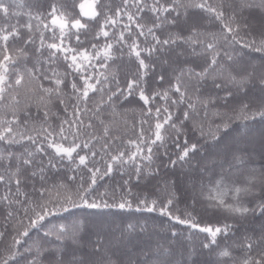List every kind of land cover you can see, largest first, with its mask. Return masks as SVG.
<instances>
[{
	"label": "snow or ice",
	"instance_id": "snow-or-ice-1",
	"mask_svg": "<svg viewBox=\"0 0 264 264\" xmlns=\"http://www.w3.org/2000/svg\"><path fill=\"white\" fill-rule=\"evenodd\" d=\"M235 4L121 0L113 10L105 0H83L79 18L63 5L50 8L48 23L29 13L26 37L19 25L0 24V104L10 101V115L0 117V142L22 148L0 154V205L7 209L0 264H264V0ZM10 9L0 0V19L16 15ZM201 19L217 30L198 28ZM93 25L92 40L104 37L103 45L81 40ZM165 25L175 31L162 38ZM10 41L22 43L13 52ZM114 44L137 62V73L123 86L109 71ZM29 46L35 51L31 67ZM244 49L261 53L259 64L245 59ZM153 57L164 58L168 86L149 95L144 78ZM60 59L71 72L52 67ZM26 83L38 98L21 106ZM134 95L142 106L129 126L132 136L116 134L105 116ZM56 103L64 116L53 109ZM180 105L182 118L175 116ZM33 107L43 119L29 128ZM189 124L199 136L195 142ZM64 161L72 174L50 184L49 173L58 174ZM124 169L129 178L122 184L100 183ZM153 180L152 192L133 190ZM83 209L157 216L117 226L74 211ZM158 217L166 218L161 226L169 223L163 233L154 224Z\"/></svg>",
	"mask_w": 264,
	"mask_h": 264
},
{
	"label": "trees",
	"instance_id": "trees-1",
	"mask_svg": "<svg viewBox=\"0 0 264 264\" xmlns=\"http://www.w3.org/2000/svg\"><path fill=\"white\" fill-rule=\"evenodd\" d=\"M83 2V0H5L6 4L11 5V11L13 13H16V15L12 16L10 20H2L0 19V24L4 23H10L12 25H19L21 26V34L26 37L27 36V31L23 28V25L28 23L29 20V13L32 15H41L45 23L49 22V19L47 17V13L49 12L50 8L53 5H56L57 7H60L61 5L64 6L62 10H66L67 12L71 13L72 16L79 18V4ZM106 3L110 5V7L115 10L117 6L120 5L121 0H105ZM149 4H151L152 0H147ZM233 6L236 7L237 5L235 4V0H233ZM134 11V9H131ZM151 17V13L147 12L145 16V20L149 19ZM87 19V18H82ZM124 22L126 23V17L124 18ZM143 22V21H142ZM33 24L37 23V21L33 20ZM118 26L117 28L113 29V32H118L119 30ZM197 27L200 28L201 30H205L208 32H214L217 30L218 26L215 25L210 19H201L199 20ZM98 30V25H93L92 26V31L88 33L87 36L81 35V40L85 41L86 44L89 42L97 43L99 45H103L105 42V38L101 37L99 41H93L92 40V35L95 33V31ZM107 30V29H106ZM170 31H175V29L170 28L169 26L165 25L162 31L158 32V35L163 36L167 35L168 32ZM260 32L261 28L259 24H257L254 29H253V36L256 38L257 42L260 40ZM44 35L46 40H49V42H52L50 38L52 37L53 33L50 31H44ZM58 35V32H57ZM111 35V33H110ZM143 40V38H141ZM22 41H16L15 44L13 45L12 42H9L10 49L14 52L16 47H19L21 45ZM39 43L38 41V34H37V44ZM71 43L73 46H75L76 42L75 39L72 38ZM28 52L30 54V58L27 61L28 67H31L33 64V59L32 57L35 56V51L34 48L29 46ZM113 53H114V58L113 60H110L108 62L109 64V71L115 74L116 76L119 77L120 84L123 86L126 84V81L128 79H131L135 76L137 73V62L135 61V57H129L127 53V49H123V51L120 50V46L117 44H114L113 47ZM247 53L245 56V59L252 61L254 64H259V58L261 56V53L254 52L251 49H244L243 52H241V55H244ZM47 53L45 52V56ZM163 57L160 59H156L155 57L152 58L151 61L146 60V63H152L154 66L150 68L148 71V74L144 78V87H145V92L146 94H151L153 91H157L163 88H167L168 86V71H167V65L163 64ZM99 63V62H97ZM53 68H55L58 72L61 74L65 72H71V69H68L67 64L62 60H57L55 64L52 65ZM101 71H104L101 69ZM160 75L165 76V81L160 82L158 80V77ZM75 78V74H73V77ZM45 86H50L47 81L44 82ZM30 87H33L32 83H26L24 88L20 90V102L21 106H23L24 103L30 102L28 100V97L32 98L31 102H34L37 100V96L33 95V92L28 91ZM114 87V85H113ZM91 95V94H90ZM222 96L223 93H220ZM96 99L95 96H93V101ZM9 103L10 101H5V103L0 104V117L4 116H9L10 115V109H9ZM157 105L163 104V101L157 100ZM69 106H71V102H69ZM91 103L89 104V107H91ZM141 106L142 102L139 101L138 96L134 95L129 98V101L124 103L121 107L118 108L117 114L109 117L105 116V119H111L112 121V127L113 130L116 134H122L125 131H127L128 136H132V132L129 128V126L137 121L140 115L141 111ZM53 109L57 111L61 116H64L63 108L59 103L54 104ZM183 105L177 106L175 110V116L176 117H181L182 118V112H183ZM33 116L32 120L29 121L28 127L31 128L33 127V122H35L36 125L39 124V122L43 119V114H37L35 107L32 108ZM85 121L87 122L88 117H84ZM127 121V123H125ZM52 123L58 124L59 121L53 117L52 118ZM97 127H99L97 125ZM259 127V126H257ZM188 136L190 137V140L192 142H195L196 140L199 139L198 134H194L191 132V125L189 124L188 126ZM8 149L9 151H15L19 152L22 150L21 145L15 144V145H7L4 142H0V154H3L5 152V149ZM169 151H175L174 148L169 147ZM203 152L201 153V155ZM71 166L68 164L67 161H64L63 164L60 165L59 167V173L57 174L55 171L49 173V183H54L59 179H67L68 175H71L72 173L69 171V168ZM2 171V170H0ZM128 169H124L122 171H114L111 177H107L104 181H101L100 183L102 185L107 184L109 186L115 187L123 183L124 180L128 179ZM164 172L162 170L161 175H163ZM177 175H179V170L177 169ZM133 185H135V180H132ZM156 181L153 180L147 188L144 187L145 182L141 181V184L139 187H134V191L142 192V191H149L152 192L154 190V186L156 185ZM5 191L4 187L0 185V194H3ZM183 206V205H181ZM7 209L5 206L0 205V230H3L2 225L4 223V216L6 215ZM77 211L80 214L87 215L90 219L92 220H103L107 221L109 223L115 224L117 226L123 225L129 222H135L137 218L141 217H156V213H140V212H121L118 209H98V210H88V209H83V210H74ZM66 215V214H65ZM215 218H221L222 217H214ZM55 220V218H50ZM161 221H166V218L164 217H158L155 221V227L158 231L161 233L165 232L169 228V223L165 222L161 226ZM152 222V221H150ZM231 222V221H229ZM176 231L181 232L183 235H187V232L185 230V226L183 225H176L175 229ZM42 234V233H41ZM239 234V233H238ZM202 238V237H201ZM230 242V241H229ZM224 241L221 240V244H223Z\"/></svg>",
	"mask_w": 264,
	"mask_h": 264
}]
</instances>
